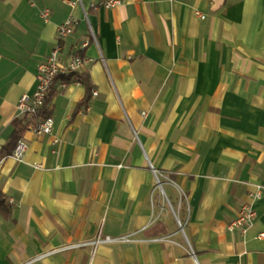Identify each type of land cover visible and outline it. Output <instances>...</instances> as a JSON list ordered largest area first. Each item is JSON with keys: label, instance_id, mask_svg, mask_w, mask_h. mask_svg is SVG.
Instances as JSON below:
<instances>
[{"label": "crops", "instance_id": "1", "mask_svg": "<svg viewBox=\"0 0 264 264\" xmlns=\"http://www.w3.org/2000/svg\"><path fill=\"white\" fill-rule=\"evenodd\" d=\"M109 1L0 0V141L17 122L29 145L0 170V264H264V0ZM70 17L63 56L92 60L94 89L54 91L37 138L17 104ZM100 229L116 241L64 249Z\"/></svg>", "mask_w": 264, "mask_h": 264}, {"label": "built area", "instance_id": "2", "mask_svg": "<svg viewBox=\"0 0 264 264\" xmlns=\"http://www.w3.org/2000/svg\"><path fill=\"white\" fill-rule=\"evenodd\" d=\"M119 4L120 1L118 0H110L107 2L106 7L111 8ZM49 16L50 12L48 10L43 12V17L46 22L49 21ZM201 18L204 19L205 16H201ZM78 23V19L70 17L57 27V40L55 47L46 60L38 66L37 86L34 93L31 95H23L17 104L19 116L26 121V127L30 128L37 138L51 135L54 130L55 121L52 116H48L47 118L40 117L41 111L47 106V100L50 94L54 91H65L71 84L68 80L72 79L75 75L84 72L86 66L92 63V60L79 53L68 58L63 56L62 42L70 35L74 34ZM90 35L96 39V35L92 27H90ZM88 46L89 41H85L81 48L82 50H85ZM93 96H98V92H93ZM56 143H58V140ZM28 150L29 145L27 141L24 138H21L10 155H3V145L0 141V170L4 161L8 157H11L18 162H23ZM35 167L41 168V165L36 164ZM263 189L264 187L258 186L255 192L249 194V197L252 200H260L263 196ZM10 203L14 204L13 200H11ZM256 217L257 213L252 204L244 203L240 207L236 219L228 226V230L230 232L238 230L245 234L253 226ZM259 239L264 241V233L259 235ZM114 241L116 240L110 236L102 237V230L100 229L98 236L94 240L68 246L64 249L90 246L92 247V253L94 254L101 246ZM51 253L53 252L43 254L37 259H42Z\"/></svg>", "mask_w": 264, "mask_h": 264}, {"label": "trees", "instance_id": "3", "mask_svg": "<svg viewBox=\"0 0 264 264\" xmlns=\"http://www.w3.org/2000/svg\"><path fill=\"white\" fill-rule=\"evenodd\" d=\"M68 81H70V83H72L73 81H77V82L84 84L88 90V94H91L92 90L94 89L93 85L90 82L89 74L87 72L77 74L72 79H69ZM53 96H54V92H52L50 94V96L47 100V106L51 103ZM89 98L90 97L88 95V98L84 102H87L89 100ZM48 116H50V112L47 110V107H46L41 111L40 117L41 118H47ZM15 125L17 128H16L15 132L12 134L10 142L8 143V145H6L3 148V151H2L3 155H10L12 153L13 149L15 148L17 142L22 138L24 128H21L17 122L15 123ZM0 213L7 220L12 219L13 204L10 203L7 196L1 190H0Z\"/></svg>", "mask_w": 264, "mask_h": 264}]
</instances>
